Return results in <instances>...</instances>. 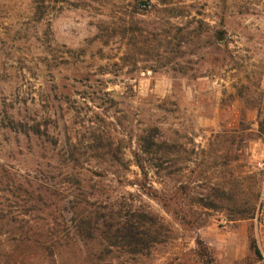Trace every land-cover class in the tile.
<instances>
[{
	"label": "rangeland",
	"instance_id": "rangeland-1",
	"mask_svg": "<svg viewBox=\"0 0 264 264\" xmlns=\"http://www.w3.org/2000/svg\"><path fill=\"white\" fill-rule=\"evenodd\" d=\"M11 116L79 142L72 172L84 181L64 186L73 200L162 221L165 242L149 256L110 264H264V0H46L39 13L31 0H0V163L49 187L66 180L34 168L41 140L1 130ZM151 135L176 142L174 169L142 153ZM214 188L255 201L253 219L200 206ZM20 204L0 193L3 209ZM84 254L63 251L60 264H87Z\"/></svg>",
	"mask_w": 264,
	"mask_h": 264
},
{
	"label": "trees",
	"instance_id": "trees-1",
	"mask_svg": "<svg viewBox=\"0 0 264 264\" xmlns=\"http://www.w3.org/2000/svg\"><path fill=\"white\" fill-rule=\"evenodd\" d=\"M44 2L46 0H31L34 12L39 13ZM30 120L32 124L29 126L11 116L10 121L2 123L1 130L30 140H41L36 146L40 155L31 154L36 156L34 168H44L47 173L61 171L66 180L59 186L49 187L42 180L32 179L29 174H13L6 165L0 163V193L7 196L8 200L16 199L21 203L17 213L0 207V264H23L30 260V255H34V264H60L62 252L70 249H75L77 253L85 251L87 264H110L109 261L116 254L130 259L146 258L155 246L165 242L167 229L162 221L141 208L130 207L125 210L117 208L114 202L106 204L97 202L98 199L91 203L86 199L73 200L70 191L64 186L74 179L84 181L80 178L84 174L72 172V166L81 164L79 155L73 151L79 142L57 133L53 125H41ZM155 138L152 135L140 138L142 153L150 154L149 162L157 167L166 164L169 171L174 169L178 151L176 142L157 141ZM91 142L95 150L103 147L99 139H91ZM105 147L110 145L106 144ZM107 157L109 163L122 166V158L113 154ZM104 159L103 156L92 157L97 165L105 164ZM135 164L142 176L146 177L144 159L135 156ZM103 173L96 172L95 175L102 177ZM137 186L140 190L145 188L142 183ZM77 188L79 195L84 197L85 187ZM177 194L178 190H174L171 196L174 198ZM210 196L213 198L200 200V206L233 212L240 219H253L255 201L235 202L232 189L226 192L225 189L214 188ZM214 198L219 200L215 201ZM221 199L229 201L228 204H223ZM249 243L250 249L259 257V250L251 235ZM197 244L201 243L197 241Z\"/></svg>",
	"mask_w": 264,
	"mask_h": 264
}]
</instances>
